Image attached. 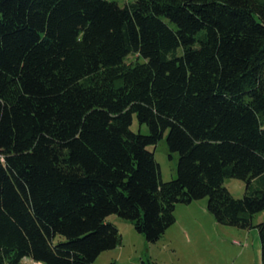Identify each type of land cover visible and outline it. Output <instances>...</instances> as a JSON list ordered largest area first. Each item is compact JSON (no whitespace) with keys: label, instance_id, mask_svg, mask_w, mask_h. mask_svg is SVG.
Here are the masks:
<instances>
[{"label":"trees","instance_id":"16d2710c","mask_svg":"<svg viewBox=\"0 0 264 264\" xmlns=\"http://www.w3.org/2000/svg\"><path fill=\"white\" fill-rule=\"evenodd\" d=\"M203 197L264 264V0H0V264H95L110 214L155 242Z\"/></svg>","mask_w":264,"mask_h":264},{"label":"rangeland","instance_id":"374dc122","mask_svg":"<svg viewBox=\"0 0 264 264\" xmlns=\"http://www.w3.org/2000/svg\"><path fill=\"white\" fill-rule=\"evenodd\" d=\"M122 5L128 0H114ZM136 54H128L126 62L137 60ZM131 129L147 133L145 124H139L133 115ZM159 164L160 180L167 181L176 176L177 153L169 155L165 135L155 145L148 147ZM254 182L251 183L252 188ZM223 185L234 197L245 192L246 182L235 177H226ZM207 198H199L191 203H179L175 207V221L155 242H148L132 224L116 214L110 219L119 218L125 240L118 249L117 264H262L260 241L257 227L242 228L236 225L218 223L206 208ZM264 219L259 211L252 217L253 224ZM128 225V226H125ZM110 250L103 251L96 258V264H104L111 256ZM26 264L31 259L23 258Z\"/></svg>","mask_w":264,"mask_h":264},{"label":"crops","instance_id":"0c3cea01","mask_svg":"<svg viewBox=\"0 0 264 264\" xmlns=\"http://www.w3.org/2000/svg\"><path fill=\"white\" fill-rule=\"evenodd\" d=\"M107 219L109 220V221H111V222H113V223H115L116 224V226L118 227V229H119V232H120V235H121V242H122V240H125V238H124V236H123V234H124V232H122V230H121V227L119 226V223H121L122 222V224H126V223H124L123 221H121L122 219H117V218H113V219H110V217H107ZM129 221V220H128ZM130 222V221H129ZM130 224H132L131 222H130ZM125 226H128V225H125ZM132 227H134L133 225H132ZM121 242H120V244H121ZM119 244V245H120ZM119 245H117L115 248H113V249H110V251H108V252H111V256H110V258H108V261L106 262V263H104V264H108V263H114V264H117L118 262H117V258H118V249H116ZM38 264H42V263H38ZM96 264V263H95Z\"/></svg>","mask_w":264,"mask_h":264},{"label":"clouds","instance_id":"9594fccd","mask_svg":"<svg viewBox=\"0 0 264 264\" xmlns=\"http://www.w3.org/2000/svg\"><path fill=\"white\" fill-rule=\"evenodd\" d=\"M36 264H38V263H36Z\"/></svg>","mask_w":264,"mask_h":264}]
</instances>
